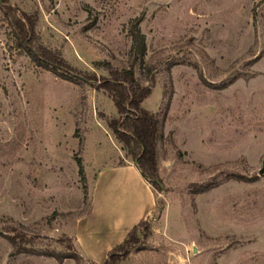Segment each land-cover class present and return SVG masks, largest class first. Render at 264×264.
I'll use <instances>...</instances> for the list:
<instances>
[{
  "label": "rangeland",
  "instance_id": "rangeland-1",
  "mask_svg": "<svg viewBox=\"0 0 264 264\" xmlns=\"http://www.w3.org/2000/svg\"><path fill=\"white\" fill-rule=\"evenodd\" d=\"M23 11L33 46L93 78L34 62L13 25ZM106 63L132 66L152 85L142 106L159 119L166 110L159 184L144 178L155 199L147 236L120 264H264V0H0V264H77L39 251L103 263L80 250L76 223L116 170L135 165L106 122L116 106L96 87Z\"/></svg>",
  "mask_w": 264,
  "mask_h": 264
},
{
  "label": "trees",
  "instance_id": "trees-1",
  "mask_svg": "<svg viewBox=\"0 0 264 264\" xmlns=\"http://www.w3.org/2000/svg\"><path fill=\"white\" fill-rule=\"evenodd\" d=\"M6 1V0H4ZM8 8H11L8 6ZM4 13L9 15L8 10ZM23 17L13 15L18 45L23 47L31 59L37 64L52 70L61 77L69 80H91L88 74H78L68 70V63L53 51L42 45L32 44L35 42L34 21L26 12L21 13ZM131 36V50L135 58L143 60L146 52L145 34L142 32L138 19L133 20L129 26ZM109 76H102L97 88L105 90L112 98L117 112V117L106 120L114 135L119 139L127 153L131 155L135 164L150 183L157 187L160 181L157 165L156 141L160 131L162 119L166 114L163 111L161 119L156 112L147 110L142 106V101L150 93L151 84H141L135 76L132 66L114 68L106 63ZM78 172L84 176L81 158L77 157ZM145 219L134 224L123 240L114 245L107 253L102 264H120V261L129 253V248L143 241L147 236V228L141 231L140 226ZM43 254L55 256L61 260L64 256H72L78 262L77 253L62 254L54 251H39Z\"/></svg>",
  "mask_w": 264,
  "mask_h": 264
},
{
  "label": "crops",
  "instance_id": "crops-1",
  "mask_svg": "<svg viewBox=\"0 0 264 264\" xmlns=\"http://www.w3.org/2000/svg\"><path fill=\"white\" fill-rule=\"evenodd\" d=\"M123 167L91 195L87 213L76 223L75 240L90 258L104 261L108 251L154 207L153 191L137 165Z\"/></svg>",
  "mask_w": 264,
  "mask_h": 264
},
{
  "label": "water",
  "instance_id": "water-1",
  "mask_svg": "<svg viewBox=\"0 0 264 264\" xmlns=\"http://www.w3.org/2000/svg\"><path fill=\"white\" fill-rule=\"evenodd\" d=\"M262 171H263V169L260 170V172H262Z\"/></svg>",
  "mask_w": 264,
  "mask_h": 264
}]
</instances>
